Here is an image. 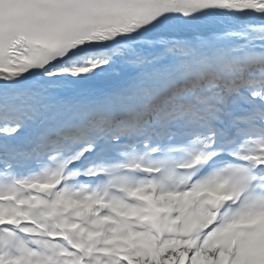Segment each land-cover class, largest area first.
<instances>
[{"label":"snow or ice","instance_id":"obj_1","mask_svg":"<svg viewBox=\"0 0 264 264\" xmlns=\"http://www.w3.org/2000/svg\"><path fill=\"white\" fill-rule=\"evenodd\" d=\"M0 264H264V0H0Z\"/></svg>","mask_w":264,"mask_h":264}]
</instances>
